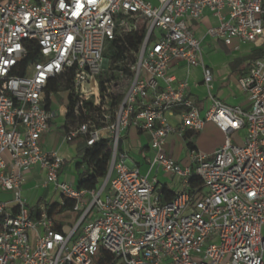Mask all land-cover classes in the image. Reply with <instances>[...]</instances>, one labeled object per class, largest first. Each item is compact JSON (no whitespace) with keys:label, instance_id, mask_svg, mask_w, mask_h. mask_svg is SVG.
Returning <instances> with one entry per match:
<instances>
[{"label":"built area","instance_id":"2783aa9c","mask_svg":"<svg viewBox=\"0 0 264 264\" xmlns=\"http://www.w3.org/2000/svg\"><path fill=\"white\" fill-rule=\"evenodd\" d=\"M206 11L219 20L210 37L264 46V0H0V193L13 194L9 202L0 197V264H93L101 248L113 255L110 264H264V56L240 71L250 110L215 98L202 39L189 24ZM141 30L136 49L129 36ZM113 42L122 49L116 60L104 55ZM32 44L38 57L28 60ZM175 61L185 62L187 74L203 67L211 100L204 116L188 80L173 85ZM59 77H71L74 118L64 139L111 144L96 190L63 179L64 157L41 146L56 117L46 89ZM174 110L181 111L178 126L167 118ZM207 120L225 143L212 155L191 150L182 167L167 152V138L196 134ZM129 128L151 137L146 172L122 144ZM36 166L60 202L74 201V225L58 229L45 206L32 216L22 186ZM162 171L182 186L171 200Z\"/></svg>","mask_w":264,"mask_h":264},{"label":"crops","instance_id":"0c3cea01","mask_svg":"<svg viewBox=\"0 0 264 264\" xmlns=\"http://www.w3.org/2000/svg\"><path fill=\"white\" fill-rule=\"evenodd\" d=\"M227 11L224 12L226 15ZM191 29L194 31L197 38L202 39L203 46V61L204 64L212 69L213 72V82H212V95L222 101L228 106H240L245 110H250L251 104L247 95L242 91L239 79L241 77L240 71L245 69L251 62L249 57L251 54L259 48H254L253 52L242 53V48L244 46H253L251 44L240 43L239 40H234L233 44L228 46L222 41H218L207 34L208 29L212 26H217L219 24L218 18L212 14L210 11H206L201 20H189ZM223 45L226 47L227 51H230L232 47L235 53H241L238 56H234L229 59L228 62L222 64L216 63L212 59H207L204 55L205 50L210 48V45ZM239 47V48H237ZM245 60L248 62L245 64ZM169 74L174 75L176 80L173 85L177 86L181 81L187 79L190 84V96L194 98L201 114L204 116L205 112L211 106V100L209 98V92L203 83V67L198 66L193 68L189 74H187V67L184 61H175L171 64ZM68 104L59 105L58 110L51 109L56 112V117L51 123V129L48 133L43 135L42 139L45 137H52L54 139V144L50 151H57L65 159V165L62 177L75 185H77V176L75 182L72 181L67 172L70 165H74L77 169V164L80 161L77 158V153L75 146L64 139L66 129L64 128L66 119V110ZM167 118L171 124L178 126L181 122V111L174 110L172 114H168ZM245 130H240L236 132L233 142H241ZM131 137L132 142L130 143L127 139ZM151 137L147 132L137 130L135 128H129L123 132V142L122 144L128 149L131 163L136 164L141 168L142 172H146L148 169V163L146 161V156L152 155L150 149ZM226 141V135L213 121L207 120L201 131L196 134L187 133L186 136L182 137L178 134H172L167 138L165 148L167 152L173 157V159L180 165L184 164L186 161L191 162V150L197 149L208 155H212L215 150L223 145ZM190 143H192L190 145ZM42 148L44 149L42 143ZM46 151V149H44ZM164 174L168 175V173ZM166 177L162 178L161 174L159 177L162 185L174 191L175 194L182 190V186L179 178L172 176V180L166 181ZM46 173L39 166L32 168L26 174V180L22 186V198L26 200L29 209L37 204L40 199H44V202H60L61 196L56 190L54 185L45 186ZM10 194L11 197L2 199L3 194ZM0 197L4 201H12L13 194L8 191H1ZM44 206V204H41ZM40 206V207H41Z\"/></svg>","mask_w":264,"mask_h":264},{"label":"trees","instance_id":"16d2710c","mask_svg":"<svg viewBox=\"0 0 264 264\" xmlns=\"http://www.w3.org/2000/svg\"><path fill=\"white\" fill-rule=\"evenodd\" d=\"M144 37V32L141 30L140 32H136L129 36V43L136 49L139 48ZM33 48L30 52L29 59H34L38 57L39 48L32 44ZM121 47H119L117 42L111 43L108 49L105 52V57L111 58L112 60H116L121 56ZM264 56V48H259L254 51L249 59L252 61L255 58ZM19 74H23L22 72ZM71 86V77L69 78H55L51 80L49 86L46 89V97L48 101V105L52 102V95L54 92L60 91H68ZM69 94V93H68ZM69 104L67 106V113L65 119L64 128L67 129V124L74 118L72 114V104L69 94ZM75 146V150L77 153V158L80 161L77 164L78 168L84 166V170L80 171L77 176L78 189L85 190H96L98 189L109 170V162L111 158V144L108 139H103L100 142H97L93 146H88L86 139L83 137L77 138L74 141L70 142ZM192 143H190L191 145ZM193 186H201L202 181L198 177H193L192 179ZM163 194L167 200L173 199L176 194L174 191H170L165 188ZM44 199H40L35 206L31 209L32 216L36 217L40 211L41 204H44L49 216L56 218L57 215L65 214L72 210L74 201L71 199H65L64 203L62 202H44ZM62 224L57 223V228L60 229ZM113 255L104 248H101L97 257L94 260L93 264H110L113 261Z\"/></svg>","mask_w":264,"mask_h":264},{"label":"rangeland","instance_id":"374dc122","mask_svg":"<svg viewBox=\"0 0 264 264\" xmlns=\"http://www.w3.org/2000/svg\"><path fill=\"white\" fill-rule=\"evenodd\" d=\"M230 51H227L226 47H224L223 45L219 44V45H210V48L205 50L204 55L207 59H212L213 61H217L216 63L218 64H222V63H226L228 62L229 59L233 58L234 56H238L241 53H235L234 49L232 47H230ZM264 48V46L262 47ZM253 46H244L242 48V53H246V52H253L254 50ZM248 62V60H245V64ZM69 94L67 93V91H63V92H54L52 95V108L54 110H58V106L59 105H64V104H69ZM132 138L129 137L127 140L131 143ZM44 149H46V151H50L51 147L54 144V139L52 137H45V139L43 138L41 141ZM189 161H186L184 164H182V167H185L187 165H189ZM67 172L69 173L70 177L72 179L73 182H75L76 180V176H78L79 174V170L73 165H70L67 169ZM161 177L164 178L166 177L167 180L166 181H171L172 180V176L171 174H164V172H161ZM165 178V179H166ZM177 178V177H176ZM11 197L10 194H3L2 195V199H6ZM79 219V214L78 213H70L67 212L65 214H60L56 216V220L58 223L62 224L63 226L66 227H70L72 225H74V223H76ZM87 222V221H86Z\"/></svg>","mask_w":264,"mask_h":264}]
</instances>
